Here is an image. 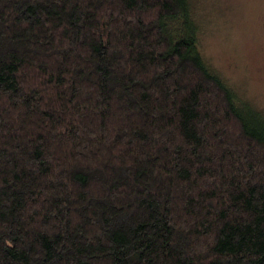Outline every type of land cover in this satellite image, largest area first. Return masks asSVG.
<instances>
[{
    "label": "trees",
    "instance_id": "16d2710c",
    "mask_svg": "<svg viewBox=\"0 0 264 264\" xmlns=\"http://www.w3.org/2000/svg\"><path fill=\"white\" fill-rule=\"evenodd\" d=\"M192 0H0V264H264V117Z\"/></svg>",
    "mask_w": 264,
    "mask_h": 264
},
{
    "label": "rangeland",
    "instance_id": "374dc122",
    "mask_svg": "<svg viewBox=\"0 0 264 264\" xmlns=\"http://www.w3.org/2000/svg\"><path fill=\"white\" fill-rule=\"evenodd\" d=\"M208 66L264 117V0H192Z\"/></svg>",
    "mask_w": 264,
    "mask_h": 264
}]
</instances>
